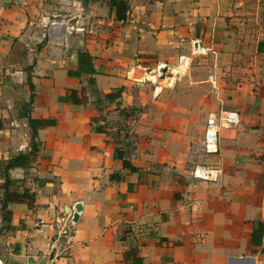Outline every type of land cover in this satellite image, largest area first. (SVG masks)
Wrapping results in <instances>:
<instances>
[{
  "label": "crops",
  "instance_id": "crops-1",
  "mask_svg": "<svg viewBox=\"0 0 264 264\" xmlns=\"http://www.w3.org/2000/svg\"><path fill=\"white\" fill-rule=\"evenodd\" d=\"M80 52L93 73L78 69ZM218 109L237 111L240 124L205 155L206 118ZM20 156L24 166L7 168ZM196 165L223 172L195 180ZM6 180L29 199L4 213ZM68 219L73 242L62 237L52 258ZM258 223L264 0H0L6 264H264Z\"/></svg>",
  "mask_w": 264,
  "mask_h": 264
},
{
  "label": "built area",
  "instance_id": "built-area-1",
  "mask_svg": "<svg viewBox=\"0 0 264 264\" xmlns=\"http://www.w3.org/2000/svg\"><path fill=\"white\" fill-rule=\"evenodd\" d=\"M208 49L197 46L194 50L195 54H206ZM185 57L181 56L178 70L187 65ZM169 69L166 65L161 64L157 66L154 71V76L163 78L165 71ZM212 88L216 90L218 83L214 75L209 77ZM240 124L239 113L235 110L218 109L215 112H210L207 115L204 132H203V152L205 155H216L219 152V133L222 129L234 128ZM222 168L220 165L209 166V165H196L192 170V177L195 180L216 182L222 175ZM75 235L74 223L70 219L64 222L63 226L59 229L56 238L49 244L50 254L52 258L60 256L61 249L59 250V241L63 237L66 246H70L73 242ZM54 256V257H53ZM0 264H6L3 257H0Z\"/></svg>",
  "mask_w": 264,
  "mask_h": 264
},
{
  "label": "trees",
  "instance_id": "trees-1",
  "mask_svg": "<svg viewBox=\"0 0 264 264\" xmlns=\"http://www.w3.org/2000/svg\"><path fill=\"white\" fill-rule=\"evenodd\" d=\"M78 69L82 72H87V73H93V69L91 66V57L85 53V52H80L79 53V58H78ZM29 124L34 127V122L29 119ZM34 133H35V128H34ZM20 159V160H19ZM21 160H25V156H20V158L13 159L10 163L7 164V168L10 167H15V166H24L25 163H23ZM124 167L126 168H132L130 164L124 159L123 162ZM4 187L6 188L5 190V195H4V200L2 202V210L5 213V208L7 206V203L9 202H24L29 199V196L26 194H17V193H12L9 192L8 187H9V181L6 180ZM263 229L264 225L262 223H258L256 229H254L252 233V241L254 245H259L262 247V251H264V240L262 239V234H263Z\"/></svg>",
  "mask_w": 264,
  "mask_h": 264
},
{
  "label": "water",
  "instance_id": "water-1",
  "mask_svg": "<svg viewBox=\"0 0 264 264\" xmlns=\"http://www.w3.org/2000/svg\"><path fill=\"white\" fill-rule=\"evenodd\" d=\"M80 210H81V206H80V205H76V206H75V213H74V215H73V221H74V222L77 221V218H78L77 214L79 213Z\"/></svg>",
  "mask_w": 264,
  "mask_h": 264
},
{
  "label": "rangeland",
  "instance_id": "rangeland-1",
  "mask_svg": "<svg viewBox=\"0 0 264 264\" xmlns=\"http://www.w3.org/2000/svg\"><path fill=\"white\" fill-rule=\"evenodd\" d=\"M186 73H187V72L185 71V69L182 68L181 71H180V74H186Z\"/></svg>",
  "mask_w": 264,
  "mask_h": 264
}]
</instances>
